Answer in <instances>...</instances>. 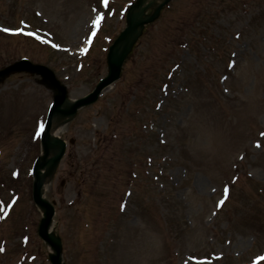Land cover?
Listing matches in <instances>:
<instances>
[{
	"label": "rangeland",
	"instance_id": "374dc122",
	"mask_svg": "<svg viewBox=\"0 0 264 264\" xmlns=\"http://www.w3.org/2000/svg\"><path fill=\"white\" fill-rule=\"evenodd\" d=\"M133 4L0 0V68L82 97ZM132 46L42 179L63 263L264 264V0H170ZM57 93L29 68L0 84V264H51L32 168Z\"/></svg>",
	"mask_w": 264,
	"mask_h": 264
},
{
	"label": "water",
	"instance_id": "95a60500",
	"mask_svg": "<svg viewBox=\"0 0 264 264\" xmlns=\"http://www.w3.org/2000/svg\"><path fill=\"white\" fill-rule=\"evenodd\" d=\"M137 2H138V4H140L141 0H137ZM166 2H167V0H165L164 4ZM159 8H160V6L156 8L155 14L153 16H149L144 20H137L136 21L134 19V17H129L128 18V25L129 26L125 30H123V32L120 34V37L115 41V44L118 43L119 41L123 40L124 38H126L128 35L134 33V31H136L138 25H140L142 27L143 23L154 19L155 16L158 14ZM109 58H110L109 66L111 69L110 75L108 77L104 78L103 81L97 85V87L93 90L92 94L75 101L73 103L72 107L65 110V111H62L59 108V105L63 100L64 90H63V88L59 87L58 83L54 80L53 74L49 70H47L46 68L41 67V66H32L28 62H20L17 65L10 66V67L0 71V80H1L11 70L16 69L18 67L29 66L33 69L40 71L42 74H44L45 76L50 78L52 80V82L54 83V85L59 89V91H61V96L56 97V99H55V101H56L55 106L49 114L46 130L43 132V135H42V145H43V150H44V156L38 160V162L35 166V169H34V174H35V178H36V181L34 183V200L37 204L44 206L46 209V211L44 213V218H43V220L40 224V227H39V234L41 235V237L44 240H46L49 244H51L53 247H55L56 250H58V245L50 237V235L47 232V227H48V224L50 221V217L52 215V207L46 201H44L39 194V189H40V185H41L40 177H39V167L44 166V165H48L49 168H53L55 163L61 157L63 150H64L63 141H61L59 139H51L50 138V135L48 133L50 118L54 112H63L67 115L72 114L79 106H82L83 104H87L89 102H92L97 97V94L104 87V85H106V84H108L114 80V78L118 75L119 66H120L123 58L122 57H113L112 52H110ZM50 148H52V149L57 148L59 152L54 157L46 159V154L48 153V150ZM51 261L53 264H61L58 255L52 256Z\"/></svg>",
	"mask_w": 264,
	"mask_h": 264
},
{
	"label": "bare ground",
	"instance_id": "6f19581e",
	"mask_svg": "<svg viewBox=\"0 0 264 264\" xmlns=\"http://www.w3.org/2000/svg\"><path fill=\"white\" fill-rule=\"evenodd\" d=\"M142 5L140 7H136L134 6L133 9L131 10V14L132 15H136L138 16V14H136L135 12H137L138 10L144 8V6H147V5H150L152 3L155 2V0H143L142 1ZM133 38V37H132ZM131 38V39H132ZM128 43L127 39L126 40H123L122 42H120L119 44H117L115 47V53L116 54H119L126 46V44ZM71 105V101H65L63 106L61 107L62 109H66L68 108L69 106ZM67 117L63 114H60V113H56L54 114L53 118H52V126H51V134L54 135V134H58L59 132H61L62 130V126H63V123H64V120H66ZM46 173V169H43L42 172H41V177L44 176Z\"/></svg>",
	"mask_w": 264,
	"mask_h": 264
},
{
	"label": "snow or ice",
	"instance_id": "6c2138e0",
	"mask_svg": "<svg viewBox=\"0 0 264 264\" xmlns=\"http://www.w3.org/2000/svg\"><path fill=\"white\" fill-rule=\"evenodd\" d=\"M105 2H106V0H105ZM96 21H94V23H95ZM221 203H222V201H221Z\"/></svg>",
	"mask_w": 264,
	"mask_h": 264
}]
</instances>
